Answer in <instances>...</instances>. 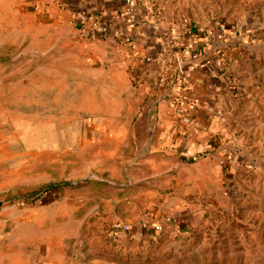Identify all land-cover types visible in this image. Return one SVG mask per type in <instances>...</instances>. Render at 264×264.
<instances>
[{
    "label": "rangeland",
    "instance_id": "rangeland-1",
    "mask_svg": "<svg viewBox=\"0 0 264 264\" xmlns=\"http://www.w3.org/2000/svg\"><path fill=\"white\" fill-rule=\"evenodd\" d=\"M36 1L0 0V264H264V0H181L186 18L244 20L256 31L252 91L229 96L225 136L214 132L217 149L196 163L180 160L179 183L143 178L130 123L147 96L126 46L95 62L70 25L51 35L40 27ZM47 37L57 44H40ZM183 117L189 137L211 135ZM167 196L189 205L182 215L160 209L190 212L187 241L110 236Z\"/></svg>",
    "mask_w": 264,
    "mask_h": 264
},
{
    "label": "crops",
    "instance_id": "crops-1",
    "mask_svg": "<svg viewBox=\"0 0 264 264\" xmlns=\"http://www.w3.org/2000/svg\"><path fill=\"white\" fill-rule=\"evenodd\" d=\"M134 1L137 3L136 20L132 24L127 20L123 0H37L36 13L44 18L40 27L49 35L57 26L70 25L75 37L81 39L76 43L78 47L95 62L96 55L112 61L110 53L118 42L126 46L128 63L135 66L133 72L143 81L147 96L141 117L130 123L136 144L144 149L138 159V163H145L141 166L143 178L159 175L179 183L175 170L180 169V160L196 163L206 151L217 149L212 137L214 132L225 136L224 120L229 107L225 102L228 103L229 96L236 93L240 85L252 91L251 50L256 29L244 20L186 18L181 0ZM79 13L100 18L96 31L74 23V15ZM128 40L132 48L127 47ZM40 44L50 48L57 43L47 37ZM180 56L185 59L181 75L176 73ZM107 75L111 80V71ZM194 98L199 100L198 104L193 103ZM174 101L181 102L184 114L209 127L211 135L207 139L201 135L189 137L181 131L172 113ZM226 156L231 158V153L227 152ZM164 200L157 205V212L150 204V211L141 220L126 223L129 230L117 232L114 240L129 243L185 241L193 219L188 211L182 217H171L169 223L163 224L161 232L151 229L153 222L163 220L161 208L182 215L179 210L189 206L182 199L167 196Z\"/></svg>",
    "mask_w": 264,
    "mask_h": 264
},
{
    "label": "built area",
    "instance_id": "built-area-1",
    "mask_svg": "<svg viewBox=\"0 0 264 264\" xmlns=\"http://www.w3.org/2000/svg\"><path fill=\"white\" fill-rule=\"evenodd\" d=\"M123 3H124V11L127 16V20L132 24L136 20L135 11H136L137 3L134 0H123ZM73 21L76 25H78L81 28L87 27L91 31H96L100 18L93 14L79 13V14L74 15ZM197 29H199V31H202V29L199 26H197ZM131 40L126 41V44L128 45V47L132 48L133 46H132ZM182 62H183V58L178 59L176 63V67L178 68V71H176V73L178 72L177 74H180V75L182 73V70H181ZM193 103L198 104L199 100L197 98H194ZM171 108H172V113L174 116H179L180 114L184 116L183 122L186 124V127L191 129L194 133L197 134V133H202V132L207 131V128L204 124L198 123L192 116H190L189 114L183 113L180 101L172 102ZM161 217L163 219L162 222L152 223V226H151L152 230L161 232L163 230V224L167 222L169 223L171 221V217L163 216V215H161ZM113 227L115 229H122L125 231L129 230L128 225H122L119 223L114 224Z\"/></svg>",
    "mask_w": 264,
    "mask_h": 264
},
{
    "label": "trees",
    "instance_id": "trees-1",
    "mask_svg": "<svg viewBox=\"0 0 264 264\" xmlns=\"http://www.w3.org/2000/svg\"><path fill=\"white\" fill-rule=\"evenodd\" d=\"M65 184H67V183H65V182H62L61 184H58V185H48V186H45L41 191H39V192H35L34 191V193H31L30 195H34L35 196V198H38L42 193H43V191H46V190H48L49 188H52V187H56V186H60V185H65ZM114 230V229H113ZM111 233H110V236H115L116 234H115V230L114 231H110ZM109 240L111 241V238H109Z\"/></svg>",
    "mask_w": 264,
    "mask_h": 264
}]
</instances>
